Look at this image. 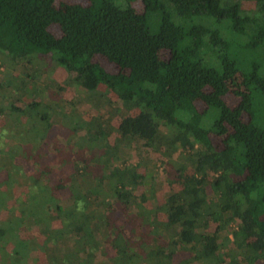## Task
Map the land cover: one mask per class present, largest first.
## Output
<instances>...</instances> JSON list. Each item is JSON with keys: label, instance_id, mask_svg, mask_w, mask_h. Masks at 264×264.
I'll return each instance as SVG.
<instances>
[{"label": "trees", "instance_id": "obj_1", "mask_svg": "<svg viewBox=\"0 0 264 264\" xmlns=\"http://www.w3.org/2000/svg\"><path fill=\"white\" fill-rule=\"evenodd\" d=\"M1 121L0 264H264V0H0Z\"/></svg>", "mask_w": 264, "mask_h": 264}, {"label": "rangeland", "instance_id": "obj_2", "mask_svg": "<svg viewBox=\"0 0 264 264\" xmlns=\"http://www.w3.org/2000/svg\"><path fill=\"white\" fill-rule=\"evenodd\" d=\"M87 2H88V0H57L58 4H61V3H81V4H86ZM251 6L252 5L250 4V7ZM52 32L57 37H59L60 34H61L59 28L56 27V26L52 28ZM97 61L100 62L103 65V67L106 68L109 72H116V70H117L116 67L114 65H112L111 63H109L106 59H104L102 57H98ZM3 72H5L4 69H3ZM58 74L63 77L62 74H60V73H58ZM57 79H61V78L58 77ZM226 101H227V103L230 106L234 107V106H236L238 104L239 99H238V97H236V95H234L232 93H229L226 96ZM12 119H13V117H12ZM1 122L2 123H0V145H1L2 148H7L8 147V139L9 138L6 137V136L2 138V136L5 133V130H4L3 126H5L4 122H6V121H1ZM64 134H65V131H64ZM152 156H153L154 159L159 161V156L158 155L153 154ZM136 161H137V159L135 157H133V156H132V158L129 159V163H133V162H136ZM158 169H159L160 173L163 172L162 168L158 167ZM4 180H5V172H0V182H3ZM164 194H165V192L163 191V188H162V190L158 191V198L159 199H163Z\"/></svg>", "mask_w": 264, "mask_h": 264}]
</instances>
